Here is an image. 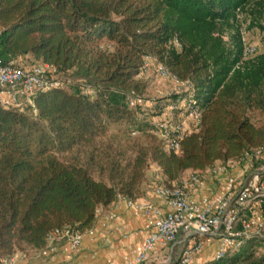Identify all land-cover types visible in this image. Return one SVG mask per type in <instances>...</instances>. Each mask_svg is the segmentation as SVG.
<instances>
[{"label":"trees","instance_id":"obj_1","mask_svg":"<svg viewBox=\"0 0 264 264\" xmlns=\"http://www.w3.org/2000/svg\"><path fill=\"white\" fill-rule=\"evenodd\" d=\"M244 22L264 41V0H0V63L31 56L60 82L33 105L0 104V264L42 249L56 228H93L119 197L140 198L152 165L163 177L153 189L172 186L262 144L248 112L264 108V51L244 57ZM147 60L194 87L200 122L178 150L143 110ZM203 264H264V235Z\"/></svg>","mask_w":264,"mask_h":264},{"label":"built area","instance_id":"obj_2","mask_svg":"<svg viewBox=\"0 0 264 264\" xmlns=\"http://www.w3.org/2000/svg\"><path fill=\"white\" fill-rule=\"evenodd\" d=\"M256 52V46L246 44L243 55L248 58ZM149 69L147 60L142 71L146 73ZM156 72L161 78H170L175 84V92L182 94L167 107L162 120L153 121V130L166 147L178 150L185 134L199 125L201 110L190 81L178 80L163 64L157 65ZM56 73V67L50 63L36 61L27 66L21 57L8 64L0 63V104L20 109L33 105L32 96L37 91L59 86ZM49 78L54 81L49 83ZM135 102V98H130L131 106ZM209 173L224 176L221 186L213 194L194 198L191 191L205 187V174ZM153 192L162 199L164 206L123 197L118 199H125L126 206L147 221V234L131 264H143L153 253L163 249L169 250L168 261L178 249L177 264H194L197 255L205 249V239L217 243L215 258L224 257L239 250L251 235H264V142L245 150L236 159L204 172H191L177 184L157 185ZM93 232L94 228L84 232L70 226L56 228L46 235V245L40 249V255L48 256L61 242L78 248L84 235ZM26 257V252L18 251L4 258L3 263L19 264Z\"/></svg>","mask_w":264,"mask_h":264},{"label":"crops","instance_id":"obj_3","mask_svg":"<svg viewBox=\"0 0 264 264\" xmlns=\"http://www.w3.org/2000/svg\"><path fill=\"white\" fill-rule=\"evenodd\" d=\"M191 172L187 170L184 177ZM205 187L193 189L191 195L200 198L205 195ZM135 201L164 206L162 199L149 189ZM93 228V234H85L78 248L61 242L48 256L42 257L38 250L33 251L35 257L30 258L29 252L19 264H131L148 231L146 218L128 208L125 199L101 212Z\"/></svg>","mask_w":264,"mask_h":264},{"label":"rangeland","instance_id":"obj_4","mask_svg":"<svg viewBox=\"0 0 264 264\" xmlns=\"http://www.w3.org/2000/svg\"><path fill=\"white\" fill-rule=\"evenodd\" d=\"M243 38L245 44L256 46L257 48L256 53H261L264 51V41L262 34L256 27L249 28L248 23L246 22H244V26H243ZM35 61H37V59H35L34 57L30 56L26 58L27 66H31ZM142 81L144 82L145 85L142 94L144 98L149 100L151 104V105L149 104V106L143 107L147 120L150 122L151 121L153 122L155 120H162L163 114L161 115L160 112H157V109L154 107V105L157 101L164 102L166 98L176 97V95H178L174 90L175 89L174 82L168 78H161L155 71V68H152L147 73H145L143 75ZM178 96H182V94H179ZM248 114L251 118L252 123L256 126V128L260 130H264V108H257V107L251 108ZM110 132L112 134L117 133L114 127L111 128ZM205 175H206L205 177L206 187L204 193L213 194L217 192L224 180V176L221 175L212 176L210 175V173ZM162 180L163 177L157 171L156 165H152L148 172V184L146 185L145 189L153 190V185L162 182ZM204 242H205V249L202 253L197 255L194 264H203L207 260H211L214 257L215 249H216L215 241H209L205 239ZM30 253H31L30 258L35 257L33 251H30ZM168 257H169L168 249L158 250L157 252L153 253L151 257L143 264H166V262L168 261Z\"/></svg>","mask_w":264,"mask_h":264}]
</instances>
